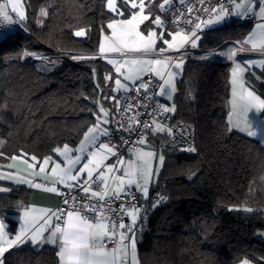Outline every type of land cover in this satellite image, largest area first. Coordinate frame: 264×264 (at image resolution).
Wrapping results in <instances>:
<instances>
[{
	"label": "trees",
	"instance_id": "obj_1",
	"mask_svg": "<svg viewBox=\"0 0 264 264\" xmlns=\"http://www.w3.org/2000/svg\"><path fill=\"white\" fill-rule=\"evenodd\" d=\"M23 1L26 18L0 42V163L11 157L39 161L53 149L74 147L81 140L96 120L101 91L109 87L105 77L112 73L102 58L84 56L97 52L108 21L137 10L129 5L118 16L107 10L106 0ZM145 3L150 20L141 27L146 31L153 18H161L162 0ZM249 27V22L231 21L206 31L199 47L242 39ZM78 30L85 35L76 36ZM31 51L75 59L40 69L38 62L24 58ZM229 68L220 58L187 59L175 83L174 116L193 125L196 151H161L162 170L153 186L159 194L148 200L159 203L143 220L139 264H264V240L256 236L264 226V146L229 125ZM258 75L264 78V68ZM245 81L264 98L262 83L251 74ZM28 194L24 188L0 194V217L7 219L5 214L13 213ZM7 220L12 232L15 223ZM58 262L56 249L34 252L26 244L3 257V264Z\"/></svg>",
	"mask_w": 264,
	"mask_h": 264
},
{
	"label": "snow or ice",
	"instance_id": "obj_2",
	"mask_svg": "<svg viewBox=\"0 0 264 264\" xmlns=\"http://www.w3.org/2000/svg\"><path fill=\"white\" fill-rule=\"evenodd\" d=\"M235 2V0H232ZM259 4V17L264 20V0H257ZM23 0H6L5 3H0V20L11 24L14 22V18L9 14L8 8H11V12L20 20H24L25 12L21 11ZM169 0H162L159 7L164 8ZM139 9V11H131L130 18H124L120 20L113 19L107 25L108 29H111V36H105V43H101L99 51L101 54L106 51L118 52L122 59H109L108 63L113 65H128V72L124 76L125 80L135 82L141 79L143 74L155 72L162 80L164 79V70L172 67V58H149L150 54L156 51L155 45L157 41V32L155 30H149L147 36H145L140 30V25L145 21L150 20V14H145L147 4L145 0H120V5H117V0H106V6L110 12H114L118 16H124V10ZM245 8V12L253 10L254 5L251 0H248L247 5L236 4L237 8ZM207 11V9H205ZM217 20H221L225 15L230 14V10L225 7H220L218 10ZM42 15L47 13L42 10ZM239 14V13H238ZM158 27L162 26L160 16H157L153 21ZM191 23V21H189ZM200 27L199 24L196 25ZM76 36L85 35L84 30H78L75 32ZM171 36V41L168 39L163 40V44L167 45V48L160 47L158 49L161 56L168 50L179 51L185 43L188 42L189 37L181 32L167 33ZM195 36V32H192ZM242 45L251 44L252 49L259 47L264 50V23L256 25V31H254L247 39L239 42ZM192 47H196L195 42L192 43ZM246 47H241L239 51H247ZM127 53H139V56L127 57ZM31 53L25 52L24 55H30ZM236 55V50L233 49L227 53V58L232 60ZM81 57H77L80 59ZM183 61L181 58H175V68H180ZM246 69L242 68L239 63H236V67L232 70V79L230 81L232 86V111L229 117V123L232 128H237L240 131H245L247 128V134L249 136H257L258 132L252 130L251 120L247 117V113L253 107L260 110H264V99L256 96L253 91H249L244 87V83L240 76ZM120 66L116 67V72L120 73ZM169 80L175 75L173 72L167 73ZM105 79H111V77H105ZM169 80H164L167 85ZM150 82H142L139 87L144 88L147 91ZM117 89L124 88L127 90V85L121 83L120 79H115ZM139 90V89H137ZM172 91H175L173 88ZM162 95L166 94L165 89H160ZM131 106L129 105V108ZM175 111L174 107H163V112ZM100 113L103 114V118L97 116V123L90 127L84 135V140L81 143L79 151H84L85 144H95L98 139V134L107 135V131L101 132L100 124L109 123L107 119L109 112L102 106ZM138 124L141 122L137 121ZM143 127H148L146 123L142 124ZM158 130H163L162 126L157 125ZM140 144H145L146 140L141 138L138 141ZM188 151H195V148L185 149ZM55 151L64 157L67 167L62 168L59 163L55 164L51 168V175L53 179L50 180L52 185L63 184L64 187L70 190L79 187L84 193H89L92 198H95L98 202L92 204H82L80 209L73 208L72 210L59 209L56 212L42 209L37 212L35 209L31 211L25 210V225L21 227L19 234H15L14 238H11L5 231V222L0 220V257L9 251L10 248L16 246L18 243L24 242L25 239L31 240L33 244L37 242L54 243L59 241V249L57 252L59 264H137V249L135 239V226L139 216V208L126 207L124 203L112 207V202L119 200L121 196L128 197L131 195V199L138 202L139 198L136 193H140L144 199L148 198L149 185L156 172L153 170V160L155 153L152 151L136 150L135 161L130 160L127 163V167L123 168V175L113 178L114 187L109 185L108 176L106 173H113L119 171L116 168V164L124 165V160L121 157H117L116 164L104 165V160L108 154L116 155V151L113 147H110L108 143H101L98 145V151L92 152L90 158L86 163H83L79 168H75L77 164H80L84 159L81 156H76L74 159L69 156L71 151L67 146L63 151L59 148ZM26 155V154H24ZM15 160L17 157H11ZM35 160V157H31ZM163 156L159 157L162 164ZM39 163V162H38ZM50 159L45 158L39 167V172H45V166L49 165ZM33 164H27V169H33ZM104 168V171L100 169ZM75 169V171H74ZM94 172L97 173L96 178H93ZM86 173V177L82 174ZM35 173L28 172V175ZM5 177L0 176V179ZM10 178V177H9ZM19 182H26L29 186L41 187L40 184L33 185L31 180H21ZM73 182V183H70ZM91 182V183H90ZM92 183H96L98 188L93 190ZM135 185V189L132 193L126 191L125 186ZM7 189L0 187V191H6ZM47 191L56 193L57 188L55 186L46 188ZM75 198L73 197V200ZM65 204H68L67 199L64 200ZM158 204L159 201H156ZM244 211L251 212L252 209L245 208ZM85 212L94 213L93 217L84 215ZM121 213L120 218H114L113 213ZM59 213V214H57ZM127 214L131 218V223H126L123 219V214ZM66 218H62L65 217ZM53 217L56 219V223L53 224ZM30 218V220H29ZM49 226L51 230L49 231ZM49 234L45 236V233ZM112 244V247L108 245ZM130 257V260H129ZM0 264L3 261L0 260ZM242 264H248L245 260Z\"/></svg>",
	"mask_w": 264,
	"mask_h": 264
},
{
	"label": "crops",
	"instance_id": "obj_3",
	"mask_svg": "<svg viewBox=\"0 0 264 264\" xmlns=\"http://www.w3.org/2000/svg\"><path fill=\"white\" fill-rule=\"evenodd\" d=\"M5 2H6V0H5ZM251 2L253 4L255 3V5H256L255 8L253 10L245 12V8L243 6L240 8H237L236 5H234V2H232V0H229V3L231 4L232 12L230 15L227 14V16H229V17L231 16V21H235V23H238L237 20H244L245 18H251L252 20L249 22L250 27H249L247 34L242 39L225 41L216 47L217 51L221 53L220 59H222L224 62L230 63L229 74H228V83H229L228 121H229V117H230V114L232 111V106H231L232 86H231L230 81L232 79V75H231L232 70H233V68L236 67V63H239L242 68L246 69L243 73H240V76H241L242 81L244 83V87L249 91H253L256 96H259L260 98L264 99L257 92H255L251 87H249L245 81V76L247 74H251L260 83H262L264 85V78H262L258 75V73L264 68V50L260 49L259 47H257L256 49H252L251 44L245 46V45H242L241 43H239V42L247 39L254 31H256V25L257 24L264 23V20H261L259 17V14H258L259 13V4H258L257 0H254V2L251 0ZM236 4L247 5L248 0H237ZM8 11H9V14L13 16L14 22L11 24H8L6 22V24H7L6 30H5L4 34H0V42L11 33L10 32L11 29L19 27V24H18L19 17L15 16V14L11 12L10 7L8 8ZM136 11L138 12L139 9H137ZM145 14H148V13L145 12ZM124 18H130V14L127 17H117V18H113V19L120 20V19H124ZM112 20L108 21L102 30V35L100 38V42L98 45L97 52L94 54H91V55L84 56V57H100L112 68V73L108 74L106 76V77H111V79H106V82L109 84V87L107 89H102L101 94H100L101 96L99 98V102H97V115H96V120H95L94 124L97 123V116L98 115L101 118H103V114L100 113L101 106L109 112V117L107 119L110 122L100 124L101 132L103 130L108 131V129L111 127V118H112V115L114 114V112L116 111V108L118 106V102H117L118 95L121 94L122 92L128 91L129 89L134 87L136 82L138 81V80H136L135 82H132L130 80L124 79V76L128 72V67H129L128 65H113V64L108 63L109 59H118V60L122 59L120 53L112 52V51H106L105 53L101 54L99 51L100 44L105 43V36H111V29H108L107 25L110 22H112ZM154 20L155 19L153 18L151 25L147 28L146 31L141 27L143 24H141L140 28H139V30L145 36H147L149 30H155L157 32V41H156V45H155L156 51L151 53L149 58L170 57L172 53H179L185 47V45L187 43H185L183 45V47H181L179 49V51L170 49L167 52H165L163 54V56H161L158 49L162 46L167 48V45L163 44V40L168 39L169 41H171V36L167 35V33L175 34L178 31H175L172 29H166L165 30V29L161 28V26L158 27L157 25H155L153 23ZM226 21H229V20L226 19L224 21V25H225ZM231 21H229V22H231ZM213 22H214V19H212L209 26H206L207 31L220 29V28H215V26L212 27ZM224 25H223V27H224ZM197 39H200V38L193 39L192 42L190 43L189 47H187V51L189 53H194L195 51H198V49L200 48L199 44H198L197 50H194V48H191L192 43L195 42ZM241 47H246L249 50L241 52V51H239V49ZM233 49L236 50V55L233 57L232 60H229L227 58V53H229ZM139 55H140L139 53H127L126 54L127 57L139 56ZM179 58H181L183 61L181 67L175 68L174 67L175 60H172L173 66L164 70L165 75H164L163 80L159 76H157L154 71L151 72L156 78H158L160 80V84H161L160 89L162 87L165 89L166 94L162 95L160 90H159V96H160L162 102L168 107H172V99H173V96L175 93V91H172V89L173 88L175 89V86H176L175 83L181 77L184 64L187 61L186 58H182V57H179ZM117 66H120V68H121L120 73L116 72ZM168 72L175 73V75L170 80H169V77L167 75ZM116 76L121 80L122 84L127 85V90H125L124 88H119L120 90L118 92H116V93L113 92L112 86L114 84V78ZM164 80H169V83L166 85L164 83ZM103 97H105V99H103ZM247 117L251 120V123L253 126L252 130L258 132L257 136H249L247 134V130H248L247 128L245 129V131H240L237 128H232L230 123H229L231 129L234 130L238 134H241L243 136H247V137H250V138L257 140L262 146H264V110H260L256 107H253L247 113ZM158 124L160 126H162L163 130H158V128H157ZM93 125H91L90 127H92ZM167 132H168V130L164 125L158 123L157 121H154L153 126L150 129H148L142 137L147 142L145 144H140L139 149L143 150V151H152L156 154L155 158L153 160V167H155V165L157 164V155H158V151H159V150L154 149L153 146L154 145L158 146L159 142L165 138ZM84 135L81 138V140L74 147H68L71 150L68 155L71 156L73 159L76 156H81L84 158L81 160L80 164H77L75 166V168H79L83 163H86L87 159L90 158V154L92 152L98 151V148H95L94 144H85L84 151L83 152L79 151L81 143L84 140ZM109 146L113 147V149L116 151L114 144H112V145L109 144ZM57 148H59L61 151H63V149H64V147H57ZM57 148H55V149H57ZM145 148H147V150H145ZM55 149H53L52 154L50 156L45 157V158L50 159V163H49V165L45 166V172L44 173L39 172V167L41 166V164L45 158L37 161L36 159L30 160V159H25L23 157H17V159H15V160L10 158L7 162L0 163V176L5 177L3 179H0V187L7 189L6 191H0V194H9L11 192V190H13L15 188H24L29 192L28 198L26 200L20 199L18 201V205H17L16 210L13 213L8 214L10 216V218L15 223L14 229L12 232L9 231V223L7 222V219H3L0 217V220L5 222L6 233H8L11 238H14L15 234H19L21 227L25 225V217H24L25 210H28L30 213L33 209H35L37 212H39V210H42V209H46V210H50L51 212H54L55 207L58 204V194H59L58 193V187L62 186L63 184L58 183V184L52 185L50 183V180L53 179V177L51 175V168L54 167L55 164H57V163H59L62 168H65L68 165H67L64 157L59 155L55 151ZM135 152H133L129 156L121 157L125 162L124 165L116 164L117 157H115V155L108 154L107 158L104 160V165L116 164V168L120 169L119 171H114L113 173H106V175L108 176L109 185L114 187L113 178L116 176H122L123 175V168L127 167V163L130 160L135 161ZM29 163L34 165L33 169H27V164H29ZM100 170L104 171L105 169L101 168ZM74 171H75V169H74ZM28 172H33L35 174L28 175ZM82 175L84 177H86V173H84ZM96 175H97V173L94 172L93 177H96ZM155 177H156V175H154L152 178V181L150 183L151 186L149 185V187H150L149 196L150 197L152 196L153 191H154V189L152 190V188H153L154 184L156 183V180L158 179V178L156 179ZM157 177H158V174H157ZM21 180H24V181L31 180L33 185L40 184L41 187L37 188L34 186H29V184L26 182H19ZM70 183H73V182H70ZM52 186H55L57 188L56 193H53V192L46 190V188L52 187ZM125 187H126V191H130V190L133 191L135 189V185H132V186L126 185ZM139 195H140V193H139ZM245 208H248V207H245ZM250 209H252V208H250ZM139 219L140 218L138 216L137 224L139 223ZM29 220H30V218H29ZM125 222L131 223V218L127 216ZM55 223H56V219H55V217H53V224H55ZM50 230H51V226H49V231ZM143 233H144L143 231H140V230L138 231L135 228L136 249H137V245L139 244ZM48 234L49 233L46 232L45 236H47ZM256 236L258 238L264 240V226L261 230H258ZM25 244L28 245L31 248V250H33L34 252H38L45 247L54 248V249H56L57 252L59 249V241L58 240L54 243L37 242V243L33 244L31 242V240L25 239L24 242L18 243L16 246L10 248L9 251L13 250L19 246L25 245ZM9 251H7V252H9ZM7 252H5L3 254V257ZM3 257H0V260L3 261ZM129 260H130V257H129ZM242 262L243 261H241L238 264H242ZM58 264H59V262H58Z\"/></svg>",
	"mask_w": 264,
	"mask_h": 264
},
{
	"label": "built area",
	"instance_id": "obj_4",
	"mask_svg": "<svg viewBox=\"0 0 264 264\" xmlns=\"http://www.w3.org/2000/svg\"><path fill=\"white\" fill-rule=\"evenodd\" d=\"M5 0H0L4 3ZM220 7H225L232 12L229 0H169V3L161 9V21L163 29H172L189 36V41L179 53H172L171 58L175 60L177 57L186 59L195 58L201 61H212L221 57V53L217 48H204L199 49L196 53H189L187 47L195 38H200L207 31L206 26L210 20L213 19L216 12ZM207 9V11H205ZM228 14V15H230ZM251 18L244 20H237L238 23L244 24L250 22ZM191 21V23H189ZM200 27L197 28L196 25ZM225 25H229L226 21ZM6 22L0 20V34H4L6 30ZM195 32V36L192 35ZM30 55H24L25 59L35 62H53L59 60L61 62L73 63L75 56L61 55V54H48L42 51H31ZM142 82H150L147 91L139 87ZM160 80L152 73L143 74L141 79H138L135 86L128 91L122 92L117 97L118 106L111 118V127L107 131V135L99 134L98 139L94 144L95 148L101 143L114 144L116 148L115 157L129 156L140 148L139 140L143 137L145 132L153 126L154 121L164 125L168 132L165 138L159 142V151L178 150L193 154L196 151L195 132L191 123L177 119L173 111L167 113L163 112V107L166 105L162 102L159 96ZM139 89V90H137ZM105 99V97H103ZM129 105L131 106L129 108ZM167 107V106H166ZM137 121L141 122L140 124ZM146 123L148 127H143L142 124ZM195 148V151H188L185 149ZM94 179L96 177H93ZM91 183V182H90ZM93 190L98 188L96 183H92ZM132 193V190L128 191ZM58 204L54 212L59 209L72 210L73 208L80 209L82 204H92L98 201L92 198L89 193H84L79 187L69 189L64 185L58 187ZM159 190H154L153 195H158ZM138 197L140 195L136 193ZM73 197L75 198L73 200ZM69 201L68 204L64 200ZM124 203L126 207L139 208V218L146 221L153 211L154 205L144 200L141 197L138 202L131 199V195L124 197L123 195L119 200L112 202V207ZM161 203H165L161 199ZM59 214V213H57ZM84 215L93 217L94 213L85 212ZM114 218H120L121 213L116 212L112 214ZM127 214H123L124 221ZM62 218H66L62 217ZM57 222V221H56ZM112 247V244L108 245Z\"/></svg>",
	"mask_w": 264,
	"mask_h": 264
},
{
	"label": "rangeland",
	"instance_id": "obj_5",
	"mask_svg": "<svg viewBox=\"0 0 264 264\" xmlns=\"http://www.w3.org/2000/svg\"><path fill=\"white\" fill-rule=\"evenodd\" d=\"M253 2H254V0H252ZM236 3H237V0H235V2H234V5H236ZM254 5H255V3H254ZM21 11H24L25 12V6H24V1H23V3H22V6H21V9H20ZM107 10H108V8H107ZM109 11V10H108ZM219 13H218V11L216 12V14L214 15V17H213V19H214V22L212 23V27L213 26H215V28H221V27H223V25H224V21L226 20V19H228L229 21H231V16L229 17V16H227V15H225L224 16V18L223 19H221V20H217L216 19V17H217V15H218ZM155 19V18H154ZM212 21V20H211ZM211 21L208 23V25L207 26H209V24L211 23ZM216 22V23H215ZM156 25V24H155ZM10 32H15L14 31V29H11V31ZM189 37V36H188ZM4 39H6V38H4ZM199 41H200V39H197L196 41H195V44H196V47H191V48H194V50H197L198 49V44H199ZM199 49H201V48H199ZM198 49V50H199ZM197 51H195L194 53H196ZM88 58V57H87ZM86 59V58H85ZM220 60H222V59H220ZM223 61V60H222ZM57 63H62L61 61H59V60H55V61H53V62H51V61H49V63H47V62H38V64H40V69H44V67L45 66H48V67H52V66H54L55 64H57ZM115 79H119L117 76L114 78V84H113V86H112V90H113V92L114 93H116V92H118L120 89H117V86H116V84H115ZM168 107V106H167ZM3 141L0 139V144L2 143ZM147 142V141H146ZM140 144V143H139ZM147 147V146H146ZM145 150H147V148H145ZM160 156H163V158H164V154L161 152V151H158V155H157V164L155 165V167H153V170H154V172H156V179L159 177V174H160V172H161V170H162V164H161V162H160V160H159V157ZM164 160V159H163ZM163 163V162H162ZM157 174H158V177H157ZM156 182H157V180H156ZM156 184V183H155ZM154 184V185H155ZM151 186V185H150ZM149 189H150V187H149ZM152 190H153V188H152ZM139 194V193H138ZM142 197V196H141ZM142 199H144L143 197H142ZM150 199V196L148 195V198L147 199H144V200H149ZM153 201H154V205L155 206H157V203H156V201H158V200H155V199H153ZM152 204V205H153ZM6 215V218L8 219V218H10V216L8 215V214H5ZM11 219V218H10ZM12 220V219H11ZM7 222H8V220H7ZM135 228H136V230H140V231H143V232H145L146 231V225L144 224V221L143 220H141V219H139V223L135 226ZM243 261H245V260H243ZM247 262H248V264L250 263V264H255L254 262H251V261H249V260H246ZM137 264H139V262H138V257H137Z\"/></svg>",
	"mask_w": 264,
	"mask_h": 264
}]
</instances>
